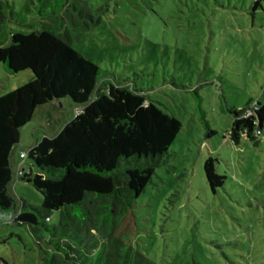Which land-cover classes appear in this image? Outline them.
I'll return each mask as SVG.
<instances>
[{
	"label": "rangeland",
	"instance_id": "rangeland-1",
	"mask_svg": "<svg viewBox=\"0 0 264 264\" xmlns=\"http://www.w3.org/2000/svg\"><path fill=\"white\" fill-rule=\"evenodd\" d=\"M7 1L20 10L26 0ZM86 2L105 13L88 30L65 22L73 48L114 74L115 83H135L182 123L170 163L156 171L117 236L154 264H264V134L257 144L243 139L235 145L228 112L249 100L264 104V0ZM47 24L60 31L57 22ZM32 76L11 75L0 64V96ZM80 109L69 98L54 101L22 128L11 158L17 210L0 217V264H43L45 239L14 223L22 200L36 207L43 202L30 182L18 179L32 164L19 155L58 134ZM210 156L226 176L216 193L203 169ZM58 222L55 213L49 223Z\"/></svg>",
	"mask_w": 264,
	"mask_h": 264
},
{
	"label": "trees",
	"instance_id": "trees-1",
	"mask_svg": "<svg viewBox=\"0 0 264 264\" xmlns=\"http://www.w3.org/2000/svg\"><path fill=\"white\" fill-rule=\"evenodd\" d=\"M103 13L102 6L95 9L86 0H26L20 10L0 0V64L11 75H33L0 96V217L17 210L11 158L22 128L54 101L69 98L81 106L58 134L31 147V168L18 176L43 196L40 207L22 200L14 221L45 239L43 264H154L117 235L156 171L170 163L169 149L182 123L135 83H115L114 74L73 48L65 22L88 30L100 24ZM48 22H57L60 31ZM35 24L42 29L35 30ZM13 27L30 31L13 32ZM228 112L229 140L257 144L264 134V104L249 100ZM216 162L210 156L203 166L213 193L226 181ZM55 213L56 225L49 223Z\"/></svg>",
	"mask_w": 264,
	"mask_h": 264
},
{
	"label": "built area",
	"instance_id": "built-area-1",
	"mask_svg": "<svg viewBox=\"0 0 264 264\" xmlns=\"http://www.w3.org/2000/svg\"><path fill=\"white\" fill-rule=\"evenodd\" d=\"M26 158H27V154H26V153H21V154L19 155V159H20V160H23V161H24ZM22 170H24V169L21 168V170H20L19 173H18V176L22 174Z\"/></svg>",
	"mask_w": 264,
	"mask_h": 264
},
{
	"label": "clouds",
	"instance_id": "clouds-1",
	"mask_svg": "<svg viewBox=\"0 0 264 264\" xmlns=\"http://www.w3.org/2000/svg\"><path fill=\"white\" fill-rule=\"evenodd\" d=\"M11 218L10 219H5L6 222H10Z\"/></svg>",
	"mask_w": 264,
	"mask_h": 264
},
{
	"label": "crops",
	"instance_id": "crops-1",
	"mask_svg": "<svg viewBox=\"0 0 264 264\" xmlns=\"http://www.w3.org/2000/svg\"><path fill=\"white\" fill-rule=\"evenodd\" d=\"M62 101V100H61ZM61 101H57V102H59V104H61ZM51 104V103H50ZM49 105V104H48ZM45 106H47V105H45ZM45 106H43V107H45Z\"/></svg>",
	"mask_w": 264,
	"mask_h": 264
}]
</instances>
